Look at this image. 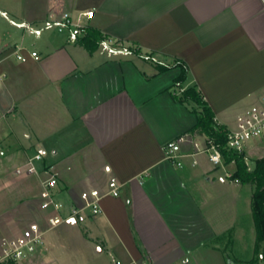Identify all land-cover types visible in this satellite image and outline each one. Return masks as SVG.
I'll list each match as a JSON object with an SVG mask.
<instances>
[{
  "label": "crops",
  "instance_id": "crops-1",
  "mask_svg": "<svg viewBox=\"0 0 264 264\" xmlns=\"http://www.w3.org/2000/svg\"><path fill=\"white\" fill-rule=\"evenodd\" d=\"M0 9L33 24L93 11L86 26L159 61L108 59L56 33L29 35L0 14V242L39 219L36 201L51 166L68 204L81 206V193L93 189L106 193L111 179L120 195L102 198L99 215L48 231L24 264H249L256 257L254 186L230 178L236 166L223 172L197 152L206 136L190 132L196 114L173 94L181 60L185 86L195 85L228 129L261 103L264 0H0ZM17 46L26 61L16 58ZM181 138L180 167L165 144ZM38 149L48 155L29 173ZM244 152L246 160L264 158V135ZM244 235L246 254L231 257L223 241L233 253Z\"/></svg>",
  "mask_w": 264,
  "mask_h": 264
},
{
  "label": "built area",
  "instance_id": "built-area-1",
  "mask_svg": "<svg viewBox=\"0 0 264 264\" xmlns=\"http://www.w3.org/2000/svg\"><path fill=\"white\" fill-rule=\"evenodd\" d=\"M0 14L12 26L34 37H41L44 33L51 32L65 37L68 42L76 43L83 37L85 28L87 27L83 21L91 19L94 13L93 11H86L77 16H73L71 13H63L58 17L51 16L40 24L18 22L1 9ZM24 49L23 46H17L15 50L16 58L22 62L26 61V57L22 53ZM96 52L108 59L138 56L146 61L159 63L156 57L150 54H143L137 46L111 37H104L99 42ZM31 56L36 58L38 54L33 51ZM263 135L264 99L261 103L253 105L249 110L236 118L235 127L229 129L227 149L242 153L250 140L259 139ZM182 140L183 138L179 141H169L165 144L167 159L180 167L182 166V162L179 160L181 155L179 143ZM194 146L198 153L207 154L208 160L214 166L219 167L225 165L222 152L212 141L206 138L204 146H201L199 143H195ZM0 155H4V152L0 151ZM47 155L48 152L46 150L38 149L30 160L28 172H36L35 164L44 162ZM44 174L45 176L42 179L43 192L40 200V210L43 213V218L29 222L19 235L1 240L0 263L10 262L12 264H20L28 260L44 247L45 236L48 231L56 229L63 223L71 222L84 214L99 215L102 212L100 204L102 198L107 195L119 197L121 191L119 182L116 179H111L108 185L109 190L106 193L98 189H93L81 193V206L68 204L58 197L59 179L53 167L47 166ZM235 181L238 182L237 180ZM114 264L122 263L114 260Z\"/></svg>",
  "mask_w": 264,
  "mask_h": 264
},
{
  "label": "trees",
  "instance_id": "trees-1",
  "mask_svg": "<svg viewBox=\"0 0 264 264\" xmlns=\"http://www.w3.org/2000/svg\"><path fill=\"white\" fill-rule=\"evenodd\" d=\"M108 37L100 31L89 26L85 28V33L78 42L89 52H96L99 42ZM174 67L180 69L178 77L174 80V86L179 87V92L173 94L174 98L180 103L191 106L196 114L197 122L190 130L193 134L205 135L222 152L224 164H235L236 171L231 175V179L237 180L242 184L254 186L252 195V216L256 228V257L249 261V264H256L262 255L264 262V158L255 162L254 169H250L244 152H234L227 149L228 127L219 124L215 119V113L211 106L204 99L202 93L195 85L188 86L183 91L182 85H186L188 80V66L185 62L177 60ZM169 67L159 66V70H167ZM262 249V250H260ZM0 264H12L4 262Z\"/></svg>",
  "mask_w": 264,
  "mask_h": 264
},
{
  "label": "rangeland",
  "instance_id": "rangeland-1",
  "mask_svg": "<svg viewBox=\"0 0 264 264\" xmlns=\"http://www.w3.org/2000/svg\"><path fill=\"white\" fill-rule=\"evenodd\" d=\"M188 87V86H187ZM185 85H182V87H181V90L183 91L184 89H186L187 88ZM257 140V139H256ZM256 140H250L248 143L249 144H252V143H254V141H256ZM247 143V144H248ZM201 146H202V144H201ZM244 152V151H243ZM245 153V152H244ZM250 157H251V159H248L247 161H248V165H250L252 168H254V166H255V158H256V154L255 155H249ZM202 157H206V159H207V162L211 165V166H214L209 160H208V155L207 154H203V156ZM215 167V166H214ZM219 169L221 170V171H229V172H231L232 170H234L235 169V165L234 164H229V165H221V166H219ZM40 200H41V196L40 197H38V199H37V201H36V204L38 203V206L40 207ZM88 216L90 217V216H94V215H89L88 214ZM87 216V217H88ZM43 218V213L41 212V214H40V216H39V219H37V220H40V219H42ZM35 219H33V220H31V221H27L26 223H25V225H28L29 224V222H32V221H34ZM83 230H85V228H83ZM82 230V228L81 227H79V232H82L83 231ZM88 232V231H87ZM86 232V233H87ZM75 233H77V231L75 232ZM52 234V233H51ZM66 234V233H65ZM9 236H5L4 235V238H8ZM238 239V238H237ZM249 237L247 236V235H244L243 237H240L238 240H237V245H236V248H235V250H233V253H231L232 252V247L228 244V242H227V240H225V241H223V247L227 250V252H228V254L231 256V257H233V255L234 254H239V253H244V254H246V252H247V249H248V246H249ZM260 250H262V249H260ZM253 259V258H252ZM259 260H261V256L259 257ZM257 261V264H263L264 262L261 260V261ZM26 261H28V260H26ZM26 261H24V262H21L20 264H24Z\"/></svg>",
  "mask_w": 264,
  "mask_h": 264
},
{
  "label": "water",
  "instance_id": "water-1",
  "mask_svg": "<svg viewBox=\"0 0 264 264\" xmlns=\"http://www.w3.org/2000/svg\"><path fill=\"white\" fill-rule=\"evenodd\" d=\"M263 258V256L261 255V259ZM229 264H234L233 262H230Z\"/></svg>",
  "mask_w": 264,
  "mask_h": 264
}]
</instances>
